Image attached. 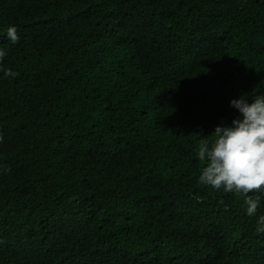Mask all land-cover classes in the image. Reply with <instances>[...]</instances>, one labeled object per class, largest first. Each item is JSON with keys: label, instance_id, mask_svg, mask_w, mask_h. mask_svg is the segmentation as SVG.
<instances>
[{"label": "trees", "instance_id": "trees-1", "mask_svg": "<svg viewBox=\"0 0 264 264\" xmlns=\"http://www.w3.org/2000/svg\"><path fill=\"white\" fill-rule=\"evenodd\" d=\"M0 50V264H264V192L197 158L264 95V0H0Z\"/></svg>", "mask_w": 264, "mask_h": 264}, {"label": "clouds", "instance_id": "clouds-1", "mask_svg": "<svg viewBox=\"0 0 264 264\" xmlns=\"http://www.w3.org/2000/svg\"><path fill=\"white\" fill-rule=\"evenodd\" d=\"M7 35L10 42H18L15 28H9ZM5 54L0 50V61ZM3 71L6 77L15 75L10 70ZM245 96L230 101V107L238 109L240 116L231 125H217L211 141L202 139L197 158L204 162L199 183L214 190L243 194L247 215L251 217L257 212L260 198L249 193L264 192V95H256L250 101ZM256 230L264 233V215L258 218Z\"/></svg>", "mask_w": 264, "mask_h": 264}]
</instances>
